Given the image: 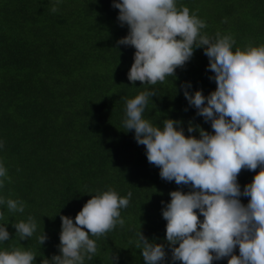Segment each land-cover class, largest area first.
Listing matches in <instances>:
<instances>
[{"label":"trees","instance_id":"obj_1","mask_svg":"<svg viewBox=\"0 0 264 264\" xmlns=\"http://www.w3.org/2000/svg\"><path fill=\"white\" fill-rule=\"evenodd\" d=\"M111 3L64 0L53 13V0H0V160L8 170L0 195L26 205L23 213L0 206V223L10 233L0 248L31 250L36 264L59 254L61 214L74 218L93 195L88 192L109 187L121 195L133 193L121 210L125 223L91 237L97 252L84 264H111V253H118L119 264H145L137 248L139 228L149 239L164 240L161 201L170 200L171 190L190 188L162 179L134 132L122 130L125 97L151 87L157 96L151 98L146 118L157 123L166 117L180 119L185 135L189 120L213 131L179 90L184 81L205 95L215 89L203 49L197 48L175 77L164 82H130L127 72L135 49L116 44L128 29L118 22L119 10ZM179 5L206 22L203 32L231 34L234 48L264 43V0H179ZM255 171L241 170V188ZM240 199L247 203V197ZM29 215L35 217L37 233L20 240L13 223ZM42 230L48 239L40 246ZM165 247L169 261L171 250ZM234 252L239 254L238 246ZM213 264H227V257Z\"/></svg>","mask_w":264,"mask_h":264},{"label":"clouds","instance_id":"obj_2","mask_svg":"<svg viewBox=\"0 0 264 264\" xmlns=\"http://www.w3.org/2000/svg\"><path fill=\"white\" fill-rule=\"evenodd\" d=\"M62 3L64 0H53L51 11L57 12ZM178 4L179 0L111 3L119 10L118 22L128 29L116 44L135 49L127 72L130 82L151 86L175 77L176 69L202 48L212 73L208 78L216 84L207 95L193 89L191 81L179 87L188 105L210 123L211 132L189 120L185 135L180 119L166 117L157 123L146 118V108L157 96L151 87L124 98L122 130L134 132L136 143L145 146L148 162L159 168L162 179L190 188L171 190L170 200L161 201L164 240L149 239L139 228L137 248L145 264H213L225 257L227 264H264V43L234 48L231 34L203 32L206 22ZM3 147L0 139V149ZM242 169L255 171L243 188L238 181ZM7 178L8 170L0 160V188ZM88 193L93 195L74 218L61 214L59 254L43 258L41 264H84L97 252L91 237L124 225L121 210L128 207L131 191L121 195L109 187ZM242 196L248 198L246 204ZM5 205L14 213H23L26 206L21 199L0 195V206ZM3 218L0 208V220ZM13 227L20 240L31 238L38 229L31 215ZM9 239L6 223H0V244ZM47 239L44 230L37 236L40 246ZM166 244L171 250L169 261ZM237 246L238 255L234 252ZM36 256L20 247L0 248V264H36ZM109 258L111 264H119L118 253Z\"/></svg>","mask_w":264,"mask_h":264}]
</instances>
